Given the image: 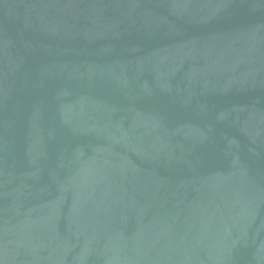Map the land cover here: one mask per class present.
I'll return each instance as SVG.
<instances>
[{"label": "water", "instance_id": "95a60500", "mask_svg": "<svg viewBox=\"0 0 264 264\" xmlns=\"http://www.w3.org/2000/svg\"><path fill=\"white\" fill-rule=\"evenodd\" d=\"M0 264H264V0H0Z\"/></svg>", "mask_w": 264, "mask_h": 264}]
</instances>
